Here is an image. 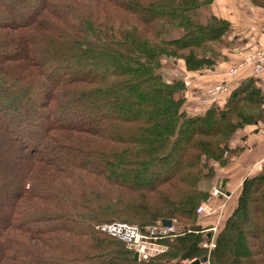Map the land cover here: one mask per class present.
Instances as JSON below:
<instances>
[{"label": "trees", "instance_id": "16d2710c", "mask_svg": "<svg viewBox=\"0 0 264 264\" xmlns=\"http://www.w3.org/2000/svg\"><path fill=\"white\" fill-rule=\"evenodd\" d=\"M215 1L0 0V264H264V170L230 215L197 214L237 133L264 129L260 76L187 110L185 72L234 46ZM164 220L178 231L149 261L97 230Z\"/></svg>", "mask_w": 264, "mask_h": 264}, {"label": "crops", "instance_id": "0c3cea01", "mask_svg": "<svg viewBox=\"0 0 264 264\" xmlns=\"http://www.w3.org/2000/svg\"><path fill=\"white\" fill-rule=\"evenodd\" d=\"M211 12L231 24L228 39L233 41L234 46L226 52L227 59L215 68L202 73L185 72L184 78L191 79V86L186 96L187 107L192 112L205 111L213 104L223 106L228 99V94L220 95L213 102H207V97L204 96L205 91L218 85L224 74L232 65L239 62L243 54L259 48L264 49V10L254 7L249 0H216L211 7ZM252 76L248 71L241 72L232 78V88L236 86L237 81L241 82ZM254 79L260 80V85L264 86V76ZM257 128H260L259 125L247 127L237 133L231 147H240L243 151L233 158L228 166L219 171L217 184L229 196L227 199L229 204L225 202L223 208L226 210L228 205V215L235 207L243 180L264 170V134L262 131H256Z\"/></svg>", "mask_w": 264, "mask_h": 264}, {"label": "built area", "instance_id": "2783aa9c", "mask_svg": "<svg viewBox=\"0 0 264 264\" xmlns=\"http://www.w3.org/2000/svg\"><path fill=\"white\" fill-rule=\"evenodd\" d=\"M244 71H248L254 76H264L263 48L243 54L238 64L231 67L224 74L222 81L207 91V102H213L220 95L228 94L231 91L232 78ZM183 82L187 88L191 86L190 78H184ZM222 198L229 199V196H227L223 190L215 187L211 191L208 200L198 207V217L210 218L219 213L220 218L221 210L224 208V204L218 206L216 204L218 200ZM97 230L118 240L120 239V241L126 245L128 250L138 255L139 261H149L158 257L161 253L165 254L168 252L169 247L164 244V240L172 238V236L176 233L174 224L171 227H165L163 224L155 225L147 228L146 231H142L137 226L116 222L102 225L98 227ZM207 232H211L214 236L210 241L204 242L202 248L207 249L210 252L216 247L215 235L217 227L207 230Z\"/></svg>", "mask_w": 264, "mask_h": 264}, {"label": "water", "instance_id": "95a60500", "mask_svg": "<svg viewBox=\"0 0 264 264\" xmlns=\"http://www.w3.org/2000/svg\"><path fill=\"white\" fill-rule=\"evenodd\" d=\"M162 224L165 227H171L173 225V221L172 220H164ZM209 237H211V235H209ZM134 260L136 262H139V258H138L137 254H135ZM206 260H207V258H203V260H197V261L193 262L192 264H205L207 262Z\"/></svg>", "mask_w": 264, "mask_h": 264}, {"label": "rangeland", "instance_id": "374dc122", "mask_svg": "<svg viewBox=\"0 0 264 264\" xmlns=\"http://www.w3.org/2000/svg\"><path fill=\"white\" fill-rule=\"evenodd\" d=\"M228 36H229V34H228ZM177 69L181 71V66H180V67L178 66ZM189 88H190V87H189ZM189 88H188V90H189ZM204 96L207 97V92H206V91H205V93H204ZM197 100H198V99H197ZM198 102H200V101L198 100ZM187 110L190 111V109H189L188 107H187ZM190 112H192V111H190ZM201 112H202V111H201ZM216 184H217V179H215V180L212 181L211 185L209 186V190L212 191V190L215 188V185H216ZM210 191H209V192H210ZM218 219H219V221H220V218H218ZM177 231H178V230H177V228H176V232H177ZM173 238H175V237H173ZM169 240H173V239L170 238ZM169 240H168V241H169ZM168 251H169V250H168ZM189 263H190V262H183V264H189Z\"/></svg>", "mask_w": 264, "mask_h": 264}]
</instances>
